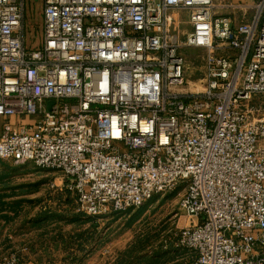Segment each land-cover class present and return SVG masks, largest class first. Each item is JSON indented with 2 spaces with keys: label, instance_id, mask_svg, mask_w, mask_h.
I'll list each match as a JSON object with an SVG mask.
<instances>
[{
  "label": "built area",
  "instance_id": "1",
  "mask_svg": "<svg viewBox=\"0 0 264 264\" xmlns=\"http://www.w3.org/2000/svg\"><path fill=\"white\" fill-rule=\"evenodd\" d=\"M27 1L0 0V161L61 173L93 219L183 188L178 264H264V0L237 25L214 0H31L39 47Z\"/></svg>",
  "mask_w": 264,
  "mask_h": 264
},
{
  "label": "rangeland",
  "instance_id": "2",
  "mask_svg": "<svg viewBox=\"0 0 264 264\" xmlns=\"http://www.w3.org/2000/svg\"><path fill=\"white\" fill-rule=\"evenodd\" d=\"M25 13L27 37L39 47L40 1L28 0ZM202 56L185 52L190 85L203 73ZM62 178L31 163L0 161V260L10 253H36L54 264H178L191 257L175 246L176 233L193 222L180 208L183 188L93 219L79 211Z\"/></svg>",
  "mask_w": 264,
  "mask_h": 264
},
{
  "label": "crops",
  "instance_id": "3",
  "mask_svg": "<svg viewBox=\"0 0 264 264\" xmlns=\"http://www.w3.org/2000/svg\"><path fill=\"white\" fill-rule=\"evenodd\" d=\"M254 0H214L216 5L215 14L220 17L229 18L233 25H237L241 22H249L252 16L251 6ZM248 6L246 12L237 9V6ZM1 123H0V135H1ZM19 264H54L46 262L39 258L36 253L31 255H19Z\"/></svg>",
  "mask_w": 264,
  "mask_h": 264
},
{
  "label": "trees",
  "instance_id": "4",
  "mask_svg": "<svg viewBox=\"0 0 264 264\" xmlns=\"http://www.w3.org/2000/svg\"><path fill=\"white\" fill-rule=\"evenodd\" d=\"M19 256V255H18Z\"/></svg>",
  "mask_w": 264,
  "mask_h": 264
}]
</instances>
